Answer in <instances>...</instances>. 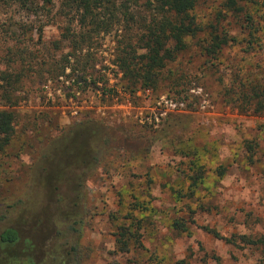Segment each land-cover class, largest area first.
I'll list each match as a JSON object with an SVG mask.
<instances>
[{"label": "rangeland", "instance_id": "rangeland-1", "mask_svg": "<svg viewBox=\"0 0 264 264\" xmlns=\"http://www.w3.org/2000/svg\"><path fill=\"white\" fill-rule=\"evenodd\" d=\"M60 2L55 0L50 17L0 2V75L19 78L13 88L0 79V109L16 113L13 140L0 153V204L26 196L43 151L67 148L77 123H102L111 145L120 148L108 153L86 181L88 202L66 206L82 213L80 234L59 238L51 218L63 216L41 209L19 219L16 255L42 263L59 243L58 261L66 264L64 254L72 245L64 244L67 238L79 244L81 264H264L263 247L239 238L264 235V108L256 109L253 98L232 94L239 76L264 81V31L260 44L249 47L246 30L225 0H198L192 15L205 30L189 38L157 87L132 93L124 87L117 48L119 40L138 31L121 27L89 33L91 42L74 51L61 39L66 22L58 13ZM211 26L234 37L217 56L203 49ZM71 52L77 55L65 62ZM170 69L174 75L169 77ZM250 142L257 144L255 152L249 151ZM134 143L139 148L149 143V151L132 154ZM197 149L208 175L197 189L199 206L188 234L174 229L172 220L185 214L183 200L177 199V192L188 187V158L182 151ZM62 162V156L50 159L53 169L63 170ZM220 166L226 168L224 176L216 172ZM132 203L149 209L140 229L143 246L121 253L116 233L130 222L126 215ZM135 216L142 213L135 211ZM205 227L236 236L237 243Z\"/></svg>", "mask_w": 264, "mask_h": 264}, {"label": "trees", "instance_id": "trees-1", "mask_svg": "<svg viewBox=\"0 0 264 264\" xmlns=\"http://www.w3.org/2000/svg\"><path fill=\"white\" fill-rule=\"evenodd\" d=\"M0 2L17 5L28 14L37 17H50L55 6V0H0ZM197 2L198 0H61L58 13L66 22L62 27L61 39L69 42L76 51L82 49L81 47L93 38L89 33H109L121 27L128 31H138L135 32L136 37L128 36L119 40L116 62L123 74L125 89L133 93L140 88H155L162 79L163 71L187 49L189 38H194L205 30L192 15ZM225 6L232 9L233 17L246 30L249 47L260 44V34L264 31V0H225ZM257 10L258 15H256ZM44 24L41 25V29ZM207 34L206 44L203 46L207 55L217 56L234 40L228 32L222 33L215 26H211ZM71 55L77 54L67 53L64 61L70 62ZM169 72V77L174 75L172 69ZM0 79L11 88L19 81V78H15L10 73H1ZM238 88L242 91L238 92ZM247 88L253 95H248ZM232 94L237 97L253 98L257 105L256 109L264 108V81L261 78L239 76L233 84ZM15 119V111L0 109V153L4 152L13 140ZM102 126V123L96 122L77 123L71 131V141L67 148L58 152L53 148L43 151V158L32 169L30 189L26 196L15 203L0 204V264L60 263L59 253H56L61 246L59 243L53 244L50 248L51 259L42 263L16 255L15 246L21 239L20 220L41 209L54 210L63 216V220L58 216L51 218L52 226L56 229L59 238L62 235L73 237L72 234H80L84 223L82 213H73L66 206L78 201H83L85 204L88 202L86 181L98 170L108 153L120 148L111 145L110 135ZM125 140L130 141L126 138ZM134 144L136 148L132 149ZM134 144L129 146V150H132L134 152L132 154L136 156L149 151V143L143 148H139L140 143ZM247 146L250 152H255L257 144L250 142ZM182 152L188 158L184 168L188 187L177 192V199L183 200L181 210H185V214L175 217L172 226L180 232L190 234L189 223L195 222L194 215L199 206L195 199L197 189L205 182L208 168L200 160L198 149L188 153ZM52 155L63 157L62 165L58 164L63 170L51 167ZM216 172L219 176H224L226 168L220 166ZM85 209L84 206V213ZM135 211L142 213V217L135 216ZM146 211H149L147 207L132 203L131 211L126 215L130 222L118 226L116 233L118 252H129L132 245L139 248L143 246L140 229L143 227L142 221ZM205 228L217 238L237 243L236 236L226 237L217 230ZM239 238L245 244L264 249V235L258 238L241 235ZM65 239L64 244L72 243L69 252L64 254L69 260L66 264H81L79 244ZM180 262V264L184 263V261Z\"/></svg>", "mask_w": 264, "mask_h": 264}]
</instances>
